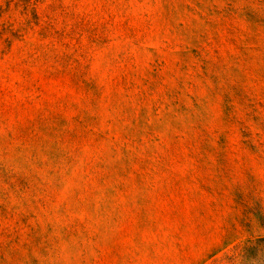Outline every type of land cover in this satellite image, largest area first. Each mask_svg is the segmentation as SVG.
<instances>
[{
  "label": "rangeland",
  "instance_id": "1",
  "mask_svg": "<svg viewBox=\"0 0 264 264\" xmlns=\"http://www.w3.org/2000/svg\"><path fill=\"white\" fill-rule=\"evenodd\" d=\"M0 264H264V0H0Z\"/></svg>",
  "mask_w": 264,
  "mask_h": 264
}]
</instances>
